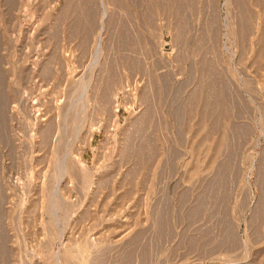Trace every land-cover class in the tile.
Returning <instances> with one entry per match:
<instances>
[{
  "label": "rangeland",
  "instance_id": "obj_1",
  "mask_svg": "<svg viewBox=\"0 0 264 264\" xmlns=\"http://www.w3.org/2000/svg\"><path fill=\"white\" fill-rule=\"evenodd\" d=\"M0 264H264V0H0Z\"/></svg>",
  "mask_w": 264,
  "mask_h": 264
},
{
  "label": "bare ground",
  "instance_id": "obj_2",
  "mask_svg": "<svg viewBox=\"0 0 264 264\" xmlns=\"http://www.w3.org/2000/svg\"><path fill=\"white\" fill-rule=\"evenodd\" d=\"M227 169V168H226ZM227 173V172H226ZM228 175V174H227ZM216 190V189H215ZM217 191V190H216Z\"/></svg>",
  "mask_w": 264,
  "mask_h": 264
}]
</instances>
